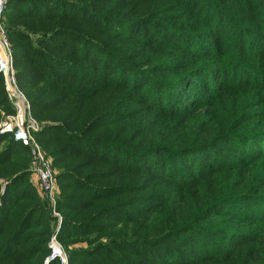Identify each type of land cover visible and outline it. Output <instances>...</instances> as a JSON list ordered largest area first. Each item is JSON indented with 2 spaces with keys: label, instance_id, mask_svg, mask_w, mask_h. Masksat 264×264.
<instances>
[{
  "label": "rangeland",
  "instance_id": "374dc122",
  "mask_svg": "<svg viewBox=\"0 0 264 264\" xmlns=\"http://www.w3.org/2000/svg\"><path fill=\"white\" fill-rule=\"evenodd\" d=\"M19 1L39 4L45 0ZM94 1H70L72 9L69 8V18L56 22V25L41 22L42 17H29V13H40V10L33 8V11H28L24 9L29 6L28 3H19L12 11L14 22L7 20L4 15L3 25L11 53L13 50L22 52L27 48L39 57L46 55L47 61L53 65L68 61L71 62L69 65L78 66L80 61H85V65L78 68L90 78L94 77L93 67L97 68L96 71L100 75L105 74L108 77H113L124 69L123 82L112 80L110 83L108 79V83L90 81L78 85L62 73L59 67L54 68L53 72L59 74L57 83L63 84L62 89L73 84L76 97L91 91L88 94L94 92V98L88 101L89 104H107L99 113L106 116L99 121L103 125L101 130L109 133L112 140L105 144L110 148L124 149L127 156L134 159L133 163L122 155L123 151L111 152L105 149L102 153L106 157L119 154L120 164L126 166L128 172L113 169L112 163H95L98 164L99 170L103 168L107 171H95L87 175L92 169L80 170L85 166L84 160L87 158L85 152L80 149L84 140L74 139L72 136L69 141H65L60 137L49 136L44 137L50 140L46 142V147L40 140L42 136H34V133L44 126L59 125L60 120L54 114L64 105H54L57 106L55 110L37 119L33 117L28 101L30 118L38 126L32 131L36 146L31 142L23 143L28 147V155H22L21 152L12 150L9 139L5 138L8 133L0 136V233L3 231L0 234V242L13 236V226L18 220L15 209L20 206L31 207L30 210L39 211L41 214L35 217L36 223L29 226L25 232V239L30 240L20 248L28 251L26 257L30 255V249L33 250L35 240H45L40 238L46 234L48 227L45 247L49 254L42 257L40 264H48L57 258L52 257V240L60 244L66 264H69L66 248L84 249L111 240L114 233L111 223L120 220L119 218L105 221L95 234L76 237L67 243L66 248L58 240L57 235L63 219L74 215V211L64 209L60 200L73 199L71 195L65 194H78L77 190L84 194L90 193L88 187L81 186L76 180L71 183L64 181V185H61L63 181L57 180L58 173L66 169L63 167L69 161L73 165L69 172H75L76 177L107 175L100 180H91L92 183H115L114 176H118L120 184L132 181L139 184L134 187L148 188L159 194L158 201L141 202L142 200L137 198L136 204L139 208L133 207L131 210L124 207L115 213L126 212L128 218L137 216L140 219L146 216L148 209L156 208L148 219L139 220L144 221L142 224L145 221L149 224L139 227L141 232L148 230L147 237L162 228H165L164 231L169 228L182 230L185 228V225L182 226L184 222H188L187 226L192 225L191 227L195 228L190 233L176 235L165 241L170 248L180 251L188 248L190 252L197 253L196 248L187 244L194 240L195 244L200 240L199 237L193 238L198 232L219 234L222 240L224 234L230 236L236 233L217 250L225 251L231 247L228 252L218 255L215 259L198 257L196 264H264V77H261L264 75V0ZM102 4H113L114 7L109 10ZM90 6L95 11H89L87 7ZM8 26L20 30L17 33L22 36L10 40L7 34ZM48 27L58 28L63 33L68 30L72 35L63 34L57 37V33H36L45 31ZM81 32L91 38V44L97 46L95 50L92 45L80 49L83 45L79 35ZM28 35L32 36L26 37ZM52 36L55 39L50 41V45H40L41 39H49ZM40 46L45 50H37ZM110 56H113V59H109ZM36 58L38 59L37 56ZM119 60L121 62L118 63ZM99 61L101 63L98 65ZM112 64H115V71ZM47 65L50 69L49 63ZM246 67L251 68L250 71L252 68L255 71L261 69L256 81L251 80L250 74L242 75ZM201 70H204V75L196 77ZM186 73L191 74L190 77H183ZM131 78L132 83L129 81ZM152 80L156 82L155 87H149L147 83L153 84ZM157 81H161L165 88L176 87V96L181 90H185L181 92L184 97L176 99L181 102V109L176 111L178 114L158 112L157 103H149L150 93L159 87ZM146 83L148 85H144ZM44 87L49 86L43 82L35 83L30 86V91ZM189 90L190 93L187 92ZM4 92L0 86V123L9 120L14 114V111L9 113L13 106L10 101L11 106L7 103ZM24 95L27 98L25 93ZM116 99L119 103L123 102L127 111L125 117L111 112L112 102ZM159 102L165 103V100L160 99ZM129 115L131 117H127ZM122 132H125V141L120 144L115 140H118ZM96 133L95 131L94 134ZM239 140L242 141L238 142ZM65 142L66 147L60 151L61 157L55 159L50 150L64 145ZM202 143L208 145L201 146ZM149 145L152 150L156 146H162V149L151 151V154L141 151ZM178 145L197 147L198 150L191 153L172 152ZM88 148L94 150L92 145H88ZM37 152L41 153L52 169L54 181L50 194L42 190L36 176ZM26 156H29L28 161ZM65 156L68 159H65ZM96 156L100 158L99 153ZM129 170H135L134 172L141 175L132 174ZM22 171L27 174L23 182L20 180V188H24V191L21 194L19 189H16V195L24 197V201L18 202L9 210L10 191L18 188V185L11 187L3 203L1 196L6 193L7 179ZM114 173L113 177L110 176ZM129 192L126 190L111 194L112 199L106 202L114 204L118 200L126 199L132 194ZM92 194L100 196L101 193L93 191ZM219 200L223 202L222 205L199 220L202 210ZM71 204L81 207V204ZM73 206L72 208H75ZM5 220H8L10 225H5L3 230L2 223ZM105 228L107 231H102ZM208 239L217 238L209 236ZM210 250L215 252L212 247ZM162 251L158 254L159 259L163 257ZM9 254L4 250L3 258ZM142 254L148 256L147 253ZM146 259L150 260L148 257ZM24 261L23 264H35L34 261Z\"/></svg>",
  "mask_w": 264,
  "mask_h": 264
},
{
  "label": "trees",
  "instance_id": "16d2710c",
  "mask_svg": "<svg viewBox=\"0 0 264 264\" xmlns=\"http://www.w3.org/2000/svg\"><path fill=\"white\" fill-rule=\"evenodd\" d=\"M46 1L48 3L46 4ZM70 1L72 0H45L42 3H29L27 1L21 2L24 5L25 3H28L29 6L24 8L28 11L34 9L40 10V13H29V17H42L40 20L43 23H53L56 25V22H60L61 20H65L69 18V8H70ZM95 0L94 2H96ZM110 1V0H109ZM19 0H9L8 6L6 8V11L4 15H6L7 20L13 21L12 18V11L15 7V5L19 4ZM20 3V4H21ZM108 9H112L114 7L113 4H102ZM72 9V8H70ZM89 11H95L92 10V7H87ZM263 20L264 21V16ZM9 33V39L21 37L22 35L17 33L20 32L17 28L13 26H8ZM12 29V30H11ZM14 31L11 33V31ZM51 32L53 35L57 33L55 36L59 37L63 34L72 35L68 32V30H64L63 32H60L58 28L54 27H48L45 31H39L36 32L38 34H45ZM81 35V40H83L82 48H87L89 45H92L94 50L97 48L95 44L91 41V38L84 33H79ZM32 35H28L26 37H31ZM264 38V37H262ZM45 39V40H44ZM41 39L40 45L46 46L44 44L50 45V41L54 40V36L49 37V39ZM85 40V41H84ZM19 41V40H18ZM38 47L37 50L44 51V47ZM101 49V48H99ZM102 50V49H101ZM103 51V50H102ZM104 52V51H103ZM105 54V52H104ZM13 55V66L16 71V80L18 87L24 91V93L27 96L28 101L31 105L32 115L35 118H42L47 112L53 111L57 108V106L54 105H64L61 110L56 111L54 116L57 117L58 120H60L58 124L55 125H47L44 126L40 131L34 133V136H42L41 141L44 143V146L47 147L46 142H49L50 140L44 137H60L65 139V141H69L71 137L73 136L74 139H82L85 142L81 145V150L85 152L86 159L84 160L85 166H82L80 170L84 169H92L89 172V174L94 173L95 171L98 173H105L107 170L105 169H98V164H104V163H112L113 169L119 170V171H125L128 172L124 165L120 164V155L117 154L115 156L106 157L103 155L102 152L105 151V149L109 151H123L121 152L123 156L128 157L125 153L124 149L122 148H110L105 143L111 142L110 140V134L101 130L103 125L100 124L99 121H101L103 118H105V115H100L103 111V107H105L107 104H102L101 106L89 104V100L94 98V92L93 94H88L91 91L86 92L85 94H79L77 97L75 96L76 91L73 88V84L71 86H65L64 89H62V83L58 82V75L53 72L54 68L59 67L60 71L70 77V79L75 84H82V83H90V81H100V83H108L112 82V80H116L118 82H123L125 79H123V73L124 69L120 70L118 73L114 74L112 77H108L105 74L98 73L96 70V67H93L92 70L94 71V77H88L87 74L78 67L84 66L85 61H80L78 66L75 65H69L68 63L71 62H60L56 65L50 64V61H47V56L43 55L42 57H39L38 55H35L33 52H29L27 48H25L22 52L19 51H12ZM38 57V59L36 58ZM106 58V56H104ZM113 59V56H110L109 59ZM103 61H106V59H103ZM121 62V60L118 61V63ZM47 63H49V66L51 67L49 69ZM101 62L99 61L98 65ZM103 65V64H102ZM113 65V64H112ZM115 65V64H114ZM113 65V66H114ZM81 68V67H80ZM238 69V68H237ZM90 72H92L91 69H89ZM115 71V66L114 69ZM111 70V71H113ZM129 70V69H128ZM251 68L246 67L245 70H243L242 75H251V80L256 81V77L260 75V71H255L252 68V71H250ZM130 71V70H129ZM131 72V71H130ZM134 72V71H133ZM203 72V73H202ZM191 74H185L183 77H190ZM204 75V70L200 71L196 77H201ZM195 77V76H193ZM260 77V76H259ZM262 78L264 75L261 76ZM108 79H110L108 81ZM33 83H30V82ZM108 81V82H107ZM129 81H133V78H131ZM153 84L151 82H147L149 84V87L156 86L155 80H152ZM43 82L44 84L48 85L49 87H44L40 89H36L34 91H30V86L33 84H37ZM136 82V81H135ZM144 85H148V84ZM157 84H159V87L157 90L154 89L149 95V103L150 102H156L157 103V111L158 112H166L168 114H178L179 112H176L177 109H181L180 103L176 101L179 97H184V93H181V90L179 95L176 96L174 94L175 91H177V88H165L161 84V81H157ZM65 85V84H64ZM128 85L129 84H125ZM132 85V84H130ZM0 86L1 89L4 90V84H3V78L0 74ZM200 88V87H197ZM131 89V87H130ZM56 91V92H55ZM103 89H101V92ZM134 92V90H133ZM190 93V90L187 91ZM135 94V93H134ZM5 99L7 103L10 105L9 100L6 96V92H4ZM137 95V94H136ZM135 95V97H136ZM168 97V98H166ZM137 98V97H136ZM62 99V101H60ZM138 99V98H137ZM160 99L165 100V103L159 102ZM79 100V101H78ZM139 103V102H138ZM11 106V105H10ZM47 109V110H45ZM111 112H115L116 115H120L122 117H125V113L127 111L125 110L123 106V102L119 103V100L116 99L112 102L111 105ZM14 110L11 107V110L9 113H12ZM99 114V115H98ZM98 115V117H96ZM96 117V118H95ZM131 117V115L127 116ZM115 122V121H114ZM95 131L97 132L96 134ZM99 131V132H98ZM114 131V129H113ZM245 137V136H244ZM5 138L9 139V144L12 146V150H17L22 153V155H28V147H26L22 142L15 141L13 137L9 134L6 135ZM120 144H123L125 141V132H122L117 138ZM242 140H239L238 142H241ZM88 145H92L93 149L88 148ZM207 143H202L201 146H207ZM66 147V142L64 145L55 147L50 152L53 154L55 159H58L61 157L60 151L62 148ZM162 146H156L155 149H151V146H147L142 148V152H149L151 154L156 149H162L160 148ZM175 148V146H174ZM176 150L174 151H186V153L194 152L197 149V147H186L185 145H178L176 146ZM91 151V153L89 152ZM152 151V152H151ZM59 152V153H58ZM97 153L100 154V158H98L96 155ZM114 153V152H113ZM249 153V152H248ZM2 154H0L1 157ZM114 155V154H113ZM131 155V154H130ZM29 157V156H28ZM26 156V161H28V158ZM129 158V157H128ZM65 159H68L67 156H65ZM130 159V158H129ZM133 163L134 159H130ZM25 161V162H26ZM57 163V161H56ZM98 163V164H95ZM25 165V164H24ZM73 167L71 162L67 161L66 166L63 167L66 168L58 173L57 180H59L64 185V181H69L71 183L72 181L76 180L81 186L88 187L90 189L89 194L80 193L79 190H77V193L74 194H65V195H71L73 199H63L60 200L61 203L64 206V209H68L71 211H74L73 216H67L63 219L62 225L60 227V230L58 232V240L62 244L64 248H66V245L68 242H71V240L75 239L79 236H90L92 233H96L95 231L105 223V221H109V219L112 218H119L120 220H116L115 222H112V228L113 229V235L111 236V240H108L105 243H97L95 245H91L88 248L84 249H71L66 250V254L68 256V262L69 264H196L197 258H212L215 259L218 255L224 254L230 250H220L217 251L218 248L222 245V243L227 242L236 235H230L226 236L224 234V240H222L221 237H219V234H213L209 235L207 233H197L196 236H193L194 239H197L199 237V241L188 243V246H192L196 248V252H190L189 250L180 251L175 250L174 248H170L168 244L165 243L168 239H171L172 237L176 235H184L185 233H190L191 230H195V228H192V225L187 226L188 222L182 223V226L185 225V228L180 230L179 228H173V229H167L164 231L165 228L155 230L151 237H147L146 234L148 232L147 229L143 230L142 232L139 231L140 226H149L148 222L145 221L144 224H142L144 221L139 220H145L148 219L157 209H148L146 212V216L141 217L140 219L135 216L133 218H128V214L126 212H119L115 213L116 210L122 209L124 207H129L131 210H133V207H138L136 204L137 198L141 199V202H148L149 200L158 201L160 199V195L156 194V192L149 190L148 188H140V187H134L138 186L139 184L133 183L132 181H129L124 184H120V180L118 179V176H114L116 182L111 184H95L92 183L91 180L98 179L100 180L101 177L107 176L105 174H98V175H92L89 177L86 176H74L75 172H69V168ZM135 170H129L132 174L141 175L139 173L134 172ZM114 174L110 175L113 177ZM27 174L25 171L20 172L19 174L12 176L11 178H8L7 184H6V193L1 196L2 203L6 200L7 195L14 185H18V188L11 189V197H10V209H13L18 202H23L24 197H18L16 195V189H19L20 193L22 194V191H24V188H20L22 185V182L26 179ZM86 177V178H85ZM20 180L22 182H20ZM133 186V187H129ZM71 189L74 190V188L71 186ZM130 191V196L126 199H121L115 202L114 204L106 202L108 199H112L111 194L123 191ZM100 192V196H95V194H92V192ZM107 194L106 196H104ZM124 195V194H122ZM257 198H261V196H256ZM228 199V198H227ZM227 199L225 201H227ZM230 199V198H229ZM233 200H238L240 198H232ZM75 204H81V207H75L71 202ZM120 202V203H118ZM222 201L219 200L217 202H214L212 204L207 205L199 215L200 218L206 217L211 211L214 209L220 207L222 205ZM75 207V208H72ZM19 208V209H18ZM31 207H24L20 206L15 209V214L18 216V220L15 221L12 233L13 236H9L5 238L3 242H0V264H23L26 260L34 261L35 264H40L41 259L45 254H49V250L46 249L45 243L48 236V227L46 234H43L41 236V240L45 239L44 241L38 242V240H35L33 242V250L30 249V255L26 257L28 251L23 250L20 248L21 246L27 244L28 241L26 240L25 232L28 230L29 226L36 223L37 220H34L35 217L41 215L39 211L30 210ZM18 210V211H17ZM120 223V224H119ZM3 230H5V225H10V222L8 220H5L2 223ZM119 224V225H118ZM1 229V227H0ZM101 229V228H100ZM107 228L103 229L102 231L106 232ZM160 230V231H159ZM197 231V230H196ZM3 231L1 230V233ZM0 233V234H1ZM28 236V235H27ZM209 236H214V238L217 239H211L209 240ZM210 247L215 249V252H212L210 250ZM37 248V249H35ZM167 248H169L167 250ZM12 249V251H11ZM35 249V250H34ZM159 249V250H155ZM4 250L7 251V253H10L9 256L6 258H3L4 256ZM162 251L163 257L159 259L160 257L158 254H160V251ZM149 251H151L149 253ZM167 251V253H165ZM142 253H147L148 256H144ZM3 254V255H2ZM150 258V260H147L146 258ZM15 259V260H13ZM48 264H60L59 259L56 258L54 260H51Z\"/></svg>",
  "mask_w": 264,
  "mask_h": 264
},
{
  "label": "built area",
  "instance_id": "2783aa9c",
  "mask_svg": "<svg viewBox=\"0 0 264 264\" xmlns=\"http://www.w3.org/2000/svg\"><path fill=\"white\" fill-rule=\"evenodd\" d=\"M9 0H0V74L3 78L4 89L7 97L14 108V114L9 120L0 123V136L8 133L15 141L24 144L33 143L32 131L38 126L31 120L29 115V102L24 93L18 87L10 44L5 33L4 13L8 6ZM38 163L36 176L40 187L45 193H49L53 187L54 176L48 161L44 160L40 152L35 154ZM52 257H57L61 264H66V258L61 250L60 244L52 240Z\"/></svg>",
  "mask_w": 264,
  "mask_h": 264
}]
</instances>
